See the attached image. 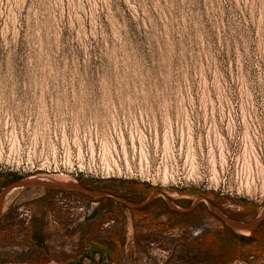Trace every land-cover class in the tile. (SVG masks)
<instances>
[{"label": "rangeland", "instance_id": "rangeland-1", "mask_svg": "<svg viewBox=\"0 0 264 264\" xmlns=\"http://www.w3.org/2000/svg\"><path fill=\"white\" fill-rule=\"evenodd\" d=\"M143 124L156 140L144 139ZM98 145L116 150L120 173L25 165L44 147ZM138 156L142 172L145 158L198 180H141ZM43 176L78 186L5 191L14 178ZM262 180L264 0H0V264L64 263L94 247L102 264H264V226L242 232L227 221H264ZM102 186L134 190L138 204L201 206L213 243L180 247L178 230L155 227L148 207L119 195L97 203Z\"/></svg>", "mask_w": 264, "mask_h": 264}, {"label": "built area", "instance_id": "built-area-1", "mask_svg": "<svg viewBox=\"0 0 264 264\" xmlns=\"http://www.w3.org/2000/svg\"><path fill=\"white\" fill-rule=\"evenodd\" d=\"M101 107L107 105H99ZM115 106V105H112ZM63 114L61 111H58ZM70 122L73 119H69ZM90 125H93V130L96 132L97 125L96 123H92L89 120ZM144 139L156 140V130L153 129L150 125H142L141 131ZM94 140H101V137L95 135ZM43 147H41V151ZM104 157H109L108 161L104 160ZM135 157V156H134ZM139 171H135L136 176H138L141 180L144 178L145 180H152L153 183L164 185V184H174L177 183L183 184H195L197 182V176L191 170H186L183 173H177L173 170L172 166H168L167 164L160 166L157 163L154 166H150V163L147 159L144 158V166L146 167L145 172H142L140 167L142 164L141 157L138 156L137 159ZM29 164L31 168L38 171L45 172H55L60 174H92V173H100L102 174H112L120 173L122 170V166L120 165V159L116 154V150L109 151L106 153L105 149L101 146H97L96 148H87V147H77L76 149H72L71 151H64L59 148H54L52 151L48 150L47 147H44V152L36 154L32 157L25 158V165ZM127 169L125 165V170ZM264 180H262L263 182ZM264 183H262L263 185ZM246 185H242L239 183L237 188H243ZM248 186V185H247ZM262 192H264V185L262 186Z\"/></svg>", "mask_w": 264, "mask_h": 264}, {"label": "flooded vegetation", "instance_id": "flooded-vegetation-1", "mask_svg": "<svg viewBox=\"0 0 264 264\" xmlns=\"http://www.w3.org/2000/svg\"><path fill=\"white\" fill-rule=\"evenodd\" d=\"M150 205V206H149ZM148 207V209H147ZM150 207V208H149ZM139 209H147V214L145 217L147 219H158L154 222L155 227L161 228V229H168L169 230H178L177 233V239H172V241H176L177 244H179L180 247L184 246V242L182 241V238L186 233H191L192 229L199 228L202 226L199 220V216L196 214L201 208V206L197 204H193L192 207H190L187 210H182L179 208H172L168 204H166V207H160L156 204H145L143 206L137 207ZM244 212V210H243ZM166 216V219L164 221L159 220L160 217ZM143 221L144 225H148V220ZM264 226V224H262ZM117 227V226H116ZM206 235L207 231H202ZM120 230L116 229V240H117V246H116V252H123V248H125L124 244H121V239H119ZM173 235V234H172ZM202 244H207L206 242L208 239L203 237L201 240ZM209 242V241H208ZM210 243V242H209ZM213 242H211L212 244ZM223 253L225 255H229V257L232 256L233 248L232 245L229 243L226 244V246L223 249Z\"/></svg>", "mask_w": 264, "mask_h": 264}, {"label": "crops", "instance_id": "crops-1", "mask_svg": "<svg viewBox=\"0 0 264 264\" xmlns=\"http://www.w3.org/2000/svg\"><path fill=\"white\" fill-rule=\"evenodd\" d=\"M95 189H97V190H100V191H102V190H106L107 191V193H105V196L104 197H96V198H94L95 200H96V202L97 203H101L103 200H106V198H110V199H112L113 201H115V202H117V201H119V202H121L122 200H120L119 198H117V195H119V196H122V197H124L125 199H127V200H129L131 203H132V201H134V203L133 204H128V207H130L131 209H139V208H137V207H139V206H143V205H145V204H150L154 199L152 198H146L145 200H144V202H142L141 204H138V202H136V199L134 198V195H138V192H135L134 190L133 191H130V190H128V193H124L123 191H121V190H119V191H116V189H114V188H110V187H108V186H102V187H97V188H95ZM158 195H160V194H157L156 196H158ZM165 199V198H164ZM173 202V204H174V206L175 207H172V208H179V209H182V210H187V209H183L181 206H179L178 204H176V202H174V201H172ZM189 209V208H188ZM147 213L145 212L144 213V216L146 215ZM226 218H228V217H226ZM237 220V219H236ZM237 222L239 223V224H241V225H243V224H245V223H242V222H240L239 220H237ZM262 224H264V221H259L258 223H257V225H255L252 229H249V230H254V229H256V228H259V227H261V226H263ZM198 229V228H197ZM199 231L198 232H196V233H194L193 232V234L195 235V236H197V234L199 233L200 235H198L197 237H192V236H186V238L183 236V238H182V241L184 242L185 240L186 241H188V242H190V243H196V244H200L201 245V243H202V239H203V237H205V235L204 234H201L202 233V231L203 230H205V229H203V228H200L199 227ZM112 241L114 242L115 241V239H114V237L116 238V235H115V233L113 232V235H112ZM177 239V238H176ZM211 244V243H210ZM98 250V251H97ZM97 250H94V249H91V251H88V252H86L85 253V255H84V257H83V254H84V252H80V251H77L76 252V254H77V256L76 257H71L70 259H66L65 260V262L64 263H61V262H59L58 260H55V259H51V258H48L47 259V261L45 262V263H48V264H74V263H77V262H79L80 264H102V262L100 263L98 260H94V257L95 256H98L99 254L100 255H103V253L102 252H104L103 250H102V248H98ZM112 250H115V247L112 249ZM81 251H82V249H81ZM114 252V251H113ZM117 254H120V252H117ZM94 256V257H93ZM114 261H116V257L114 256ZM56 261L58 262V263H56ZM114 261L112 262V264H115L114 263Z\"/></svg>", "mask_w": 264, "mask_h": 264}, {"label": "water", "instance_id": "water-1", "mask_svg": "<svg viewBox=\"0 0 264 264\" xmlns=\"http://www.w3.org/2000/svg\"><path fill=\"white\" fill-rule=\"evenodd\" d=\"M25 186H37V187H46V186H65V187H70V186H78V184L72 183V182H64V181H56L44 177H30V178H25V179H19V178H14L11 182L6 184L5 191L11 188L15 187H25ZM5 192H3L2 196L4 195ZM1 200V198H0ZM264 217V212L261 214L260 218ZM261 219H257L256 221H253L250 224H243L248 229H252ZM231 224H239L235 220H227ZM241 225V224H240Z\"/></svg>", "mask_w": 264, "mask_h": 264}, {"label": "bare ground", "instance_id": "bare-ground-1", "mask_svg": "<svg viewBox=\"0 0 264 264\" xmlns=\"http://www.w3.org/2000/svg\"><path fill=\"white\" fill-rule=\"evenodd\" d=\"M44 177V176H43ZM65 182L66 181H68V180H64ZM233 226H235L236 228H237V230H239V231H242V232H247V231H249V229L248 228H246L245 226H243V225H240V224H232Z\"/></svg>", "mask_w": 264, "mask_h": 264}, {"label": "trees", "instance_id": "trees-1", "mask_svg": "<svg viewBox=\"0 0 264 264\" xmlns=\"http://www.w3.org/2000/svg\"><path fill=\"white\" fill-rule=\"evenodd\" d=\"M256 229H257V228H256ZM256 229H255V230H256ZM94 248H95L94 250H97V249H98V247H94ZM97 251H98V250H97ZM256 251L258 252V249H255L254 251L250 250V251H249V252L251 253L250 255H253V253H254V254H257ZM255 252H256V253H255ZM32 264H33V263H32ZM74 264H80V263L77 262V263H74Z\"/></svg>", "mask_w": 264, "mask_h": 264}]
</instances>
